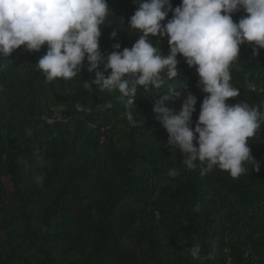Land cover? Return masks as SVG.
Instances as JSON below:
<instances>
[{"label": "trees", "instance_id": "16d2710c", "mask_svg": "<svg viewBox=\"0 0 264 264\" xmlns=\"http://www.w3.org/2000/svg\"><path fill=\"white\" fill-rule=\"evenodd\" d=\"M229 263L264 264V0H0V264Z\"/></svg>", "mask_w": 264, "mask_h": 264}, {"label": "built area", "instance_id": "2783aa9c", "mask_svg": "<svg viewBox=\"0 0 264 264\" xmlns=\"http://www.w3.org/2000/svg\"><path fill=\"white\" fill-rule=\"evenodd\" d=\"M57 111L58 110H56L52 116H45L44 121L47 122L49 125H52L55 122H62L63 121L62 114L61 113L58 114Z\"/></svg>", "mask_w": 264, "mask_h": 264}, {"label": "clouds", "instance_id": "9594fccd", "mask_svg": "<svg viewBox=\"0 0 264 264\" xmlns=\"http://www.w3.org/2000/svg\"><path fill=\"white\" fill-rule=\"evenodd\" d=\"M209 59H210V60H218V61H219L220 57H217L216 55H210V56H209ZM220 60H221V59H220ZM193 66H195V65H193ZM168 98H170V96H168Z\"/></svg>", "mask_w": 264, "mask_h": 264}, {"label": "rangeland", "instance_id": "374dc122", "mask_svg": "<svg viewBox=\"0 0 264 264\" xmlns=\"http://www.w3.org/2000/svg\"><path fill=\"white\" fill-rule=\"evenodd\" d=\"M60 111H61V109H59V110L57 111V113L60 114V113H61ZM5 183H6V186L9 188L10 185H9L8 181H6Z\"/></svg>", "mask_w": 264, "mask_h": 264}]
</instances>
